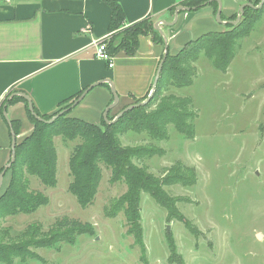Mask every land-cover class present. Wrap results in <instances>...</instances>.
I'll return each mask as SVG.
<instances>
[{
  "label": "rangeland",
  "instance_id": "374dc122",
  "mask_svg": "<svg viewBox=\"0 0 264 264\" xmlns=\"http://www.w3.org/2000/svg\"><path fill=\"white\" fill-rule=\"evenodd\" d=\"M220 2L225 18L237 14L245 4H238L239 0ZM249 2L255 7L260 4V0ZM205 9L213 10L211 20L204 16ZM217 9L207 4L189 11L195 23L192 34L209 27L223 31L225 26L216 22ZM178 24L179 20L174 26ZM235 45L225 72L215 70L201 54L193 63L195 75L189 87L175 88L171 80L165 82L162 95L184 98L190 112H195L188 118L194 128L193 139L183 138L171 124L163 141L145 132L117 135L123 146L154 148L155 155L135 163L157 179L178 166L195 176L191 186L176 183L162 188L173 202L176 217H170L150 195L140 194L144 252L127 233L123 213H109L126 192V185L113 183L111 170L100 165L93 202L81 208L68 190V162L79 141L56 137V185L42 186L35 176L25 175L26 188L46 196L48 203L32 213L2 217L0 242L34 243L49 236L58 240L44 248L29 246L25 258H14L10 264H264V11ZM123 108L118 104L108 118L114 119ZM3 179L0 195L10 173ZM180 214L186 226L179 222ZM74 221L91 226L92 233L75 235L68 243L59 236L67 233L68 224ZM29 227L35 236L26 233Z\"/></svg>",
  "mask_w": 264,
  "mask_h": 264
},
{
  "label": "trees",
  "instance_id": "16d2710c",
  "mask_svg": "<svg viewBox=\"0 0 264 264\" xmlns=\"http://www.w3.org/2000/svg\"><path fill=\"white\" fill-rule=\"evenodd\" d=\"M102 1L110 8L108 33L113 36L108 42L105 41V49L112 58L118 53L128 56L135 54L141 36H150L154 43L163 45L162 36L153 29V19L144 18L129 27H124L125 18L120 4L115 0ZM205 2H209V0H186L182 6L195 8L191 9V11H195L204 7ZM207 4L212 5L215 10L217 9V3ZM263 11L264 4L259 9L245 8L242 18L235 26L226 24L223 31L207 32L192 39L175 55H170L167 52L158 80L155 85L154 83L152 85L154 89L150 100L143 106L132 108L112 124L105 123L103 118L100 126H97L69 117L71 105L84 90L60 102L56 112L51 115L37 112L32 104L33 111L37 116L46 121L57 115L60 110L68 109L65 114L60 115L50 124L39 122L33 117L28 110L26 99L18 96L10 98V94L6 96L7 98L0 105V113L10 104L23 102L33 130L19 142L15 141L14 160L5 172L6 174L10 173L9 183L3 194L0 195V219L5 216H13L16 213H32L48 203L46 196L26 188L25 175L30 173L39 180L42 186L54 187L57 182V157L53 140L56 137H60L65 142L77 139L79 143L73 147L68 162L71 178L68 185L69 192L75 197L81 208L88 207L96 195L101 177L100 165H105L111 170L112 182L120 181L127 187L126 192L112 205L109 213L112 216H115L119 211L123 213L127 233L132 236L134 245L139 246L144 252L139 215L140 194L150 195L159 205L167 209L170 217H176L177 215L173 212V202L163 194L162 188L176 183L191 186L194 184L195 176L192 171L178 166L166 171L161 179H157L148 169L135 163L136 160L148 159L155 155L154 148L150 145L147 147L123 146L117 139V135L127 131L145 132L152 139L163 141L166 137V127L171 124L183 138L193 139L194 128L188 120L195 115V112H190L187 107L189 104L184 98L162 95L165 82L171 80L175 88L189 87L195 75L193 63L198 60L201 54L211 62L215 70L225 72L233 57L235 41L249 33L250 27L262 15ZM236 17L237 14L230 18L221 15V19L225 21H235ZM149 92L142 99H132L135 103H140L146 100ZM152 106H154L153 109H150ZM108 116L107 119L112 121L113 117L108 118ZM6 124L10 135L13 133L16 137L21 128L19 121L10 120L6 121ZM178 220L186 226V220L182 214L178 215ZM68 225L67 233L59 236L60 239L68 243L75 235L92 233L91 226L79 221L70 222ZM26 233H32L31 236H35L33 231L30 233V227ZM56 240L53 241L52 236H49L47 239H40L34 243L3 244L0 242V263L10 264L14 258L23 259L28 253L29 246L44 248Z\"/></svg>",
  "mask_w": 264,
  "mask_h": 264
},
{
  "label": "crops",
  "instance_id": "0c3cea01",
  "mask_svg": "<svg viewBox=\"0 0 264 264\" xmlns=\"http://www.w3.org/2000/svg\"><path fill=\"white\" fill-rule=\"evenodd\" d=\"M115 1L122 8L124 27H129L144 18L154 23L171 22L175 8L186 0ZM247 2L239 0L238 4ZM211 11L205 9L208 20L212 19ZM187 13H178L176 26L160 25L170 55L192 39L220 31L209 27L192 34L195 23ZM109 17L110 8L102 0H0V105L9 94L21 93L30 98L37 112L51 115L60 102L103 81L89 90L69 114L100 126L104 108L113 99L104 80L111 81L123 107L131 105L132 98L145 97L155 81L164 47L150 36H141L135 54H116L112 68H108L95 57L94 42L112 38L113 34L108 33ZM5 113L9 121L20 123L16 142L33 130L23 102L8 105ZM10 156L11 135L0 113V170L10 162Z\"/></svg>",
  "mask_w": 264,
  "mask_h": 264
},
{
  "label": "water",
  "instance_id": "95a60500",
  "mask_svg": "<svg viewBox=\"0 0 264 264\" xmlns=\"http://www.w3.org/2000/svg\"><path fill=\"white\" fill-rule=\"evenodd\" d=\"M212 2H215L218 5V9H217L216 14H215V16H216V22L218 24L223 25V26H225L226 24H230L231 26H235L240 21V18L242 17V13H243V11H244L245 8L259 9L264 4V0H261L260 1V4L258 6H256V7L253 6L250 2L247 3V4L245 3V4H243V5H241L239 7L238 12H237V17H236L235 21H223L221 19V15H220L221 14V2H220V0H209V2H205L204 5H207V3H212ZM191 9L194 10L195 8H187V7H184V6H177L175 8V10H174V13H173L174 19L171 22H166V21H163V20H159L158 22L154 23V25H153V29L156 32L160 33V35L162 36V38H163V47H164V53L162 55V58L160 59V62H159L160 64H159V66H158V68L156 70L154 85L156 84V82L158 80V76H159V74L161 72V68H162V66L164 64L163 62H164V60L166 58V55H167V52H168L166 38H165L164 33L161 31L160 25H163L165 27H172V26H174V24H176V22L178 20V17H177L178 13L181 12V11L189 12V11H191ZM104 82L109 85L110 93L112 94V97H113L112 102L104 108V112L102 114V118H103L104 122L107 123V124L114 123L116 121V119L120 118L123 114L131 111L132 108H136V107L145 105L146 102H147V100L151 97L152 91L154 89V86H152V89L149 92L150 94H149V96H148V98L146 99L145 102L139 103V104H131L129 106H126L125 108H123V110H121L116 115V117L112 121H109L107 119V116H108L109 112L119 104V96L117 94H115L113 85H112V83H111L110 80H104ZM101 83H103V81H100V83H97V84H94L92 86H89V87L85 88V90L81 93V96L71 105L70 109L72 107H74L75 105H77L79 102H81L85 98V96H86L85 94L89 90H91L92 88H94L96 86H99ZM12 96H20V97L26 99L27 104H28V110H29V112H31V114L33 115V117L37 121H39V122H45L47 124H50L54 120H56L57 117H59L60 115H63L64 113H66L68 111V109H65L61 113L57 114L55 117H53L50 120H47L46 121V120L38 117L37 114L33 111L32 102H31V100H30L29 97H27L26 95H23L21 93H13V94L10 95V98ZM2 113H3V116L5 117L6 121H9L6 118L5 109H3ZM15 146H16V143H15V134L12 133L11 134V156H10L11 159H10V162L0 171V187H1L2 182H3V178H4L5 174H6L5 173L6 170L8 168H10V166H11L13 160H14V149H15Z\"/></svg>",
  "mask_w": 264,
  "mask_h": 264
},
{
  "label": "built area",
  "instance_id": "2783aa9c",
  "mask_svg": "<svg viewBox=\"0 0 264 264\" xmlns=\"http://www.w3.org/2000/svg\"><path fill=\"white\" fill-rule=\"evenodd\" d=\"M105 41H106V37H103L94 42V46L96 49L95 57L99 60L100 59L103 60L107 64L108 68H112L113 66L112 57L107 53V50L105 49L106 48Z\"/></svg>",
  "mask_w": 264,
  "mask_h": 264
},
{
  "label": "bare ground",
  "instance_id": "6f19581e",
  "mask_svg": "<svg viewBox=\"0 0 264 264\" xmlns=\"http://www.w3.org/2000/svg\"><path fill=\"white\" fill-rule=\"evenodd\" d=\"M147 96V95H146Z\"/></svg>",
  "mask_w": 264,
  "mask_h": 264
}]
</instances>
